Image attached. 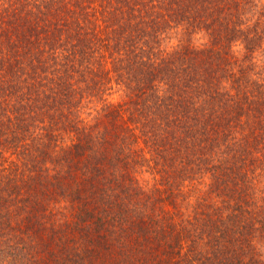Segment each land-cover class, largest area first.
I'll list each match as a JSON object with an SVG mask.
<instances>
[{
	"label": "trees",
	"instance_id": "1",
	"mask_svg": "<svg viewBox=\"0 0 264 264\" xmlns=\"http://www.w3.org/2000/svg\"><path fill=\"white\" fill-rule=\"evenodd\" d=\"M0 264H264V0H0Z\"/></svg>",
	"mask_w": 264,
	"mask_h": 264
}]
</instances>
